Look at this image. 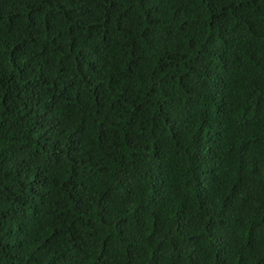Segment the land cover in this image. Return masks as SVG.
Returning <instances> with one entry per match:
<instances>
[{
	"label": "trees",
	"instance_id": "trees-1",
	"mask_svg": "<svg viewBox=\"0 0 264 264\" xmlns=\"http://www.w3.org/2000/svg\"><path fill=\"white\" fill-rule=\"evenodd\" d=\"M0 264H264V0H0Z\"/></svg>",
	"mask_w": 264,
	"mask_h": 264
}]
</instances>
